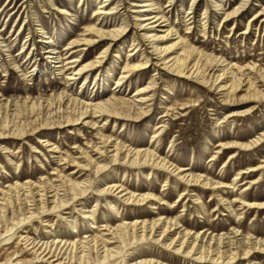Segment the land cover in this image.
Listing matches in <instances>:
<instances>
[{
    "label": "rangeland",
    "instance_id": "1",
    "mask_svg": "<svg viewBox=\"0 0 264 264\" xmlns=\"http://www.w3.org/2000/svg\"><path fill=\"white\" fill-rule=\"evenodd\" d=\"M53 1L56 3L55 6L51 4V0H0L2 37L9 43L11 55L18 60L20 66L13 68L11 57L0 46V118L15 121L22 131L27 130L30 124L32 127H37L39 122L43 121H36V115L30 116L33 101L41 97L49 98L57 95L65 87L63 75L58 74L53 67L54 64L45 57L46 54L41 48L39 40L43 31L53 36L55 46L65 50L73 33L81 34L87 26L97 21L99 16L96 11L103 5V0ZM127 1L136 3L134 0ZM153 1L160 5L168 22L174 25L177 35L183 38V43H191L198 50L225 60L224 63L230 64L232 72L230 75L234 79L238 80L245 71L254 86L248 88L244 85L243 89L236 93L226 95V92L220 91L221 83H214L216 76L223 72L222 66L212 70V67L205 65L207 70L205 77L209 80L206 84L194 78L181 77L163 68L156 70L154 66L148 65L141 71L132 72L131 79L122 87H117L116 80L120 73L127 63H138L141 60V51L137 52L135 57L131 56L133 53L129 51L131 39L124 48L114 47L104 63L90 71L85 84L83 78L78 80L69 88V93L74 97L79 95L84 99L101 102L113 97L132 100L138 87L153 82L152 89L147 92L152 98L145 104L150 105L147 116L137 121L136 117L141 112L137 105L125 111L133 115L128 120L121 118L114 120L110 117L105 122L103 117H98L97 127L87 126L85 123L67 127H61L59 124H50L48 127H39V125L34 132L29 130L24 135L0 139V198L3 197L2 191L8 190L11 186L25 183L27 180L43 184V178L49 180L55 187L58 186L62 193L64 186L58 176L60 171L63 175L72 176L78 182L89 178L93 187L104 182L118 183L137 194L156 193L162 195L165 202H156L153 208L149 203L138 206L118 199L114 202L118 208L117 213L110 209L104 198L89 193L71 207L64 209L62 214L57 212L47 216L38 215L31 221L19 224L14 222L23 218V215H20L21 217L14 215V218L8 219L7 223H2L0 220V264L16 262L58 264L52 261V258H44L36 248H32L33 244H30L32 240H51L55 236L68 240L76 238L85 240V236L91 233H107L103 229L106 223L115 226L122 220H131L137 216L152 218L162 215L174 218L180 223L179 231L186 227L192 228L193 231H201L204 240L208 241L207 243H214L216 247L218 246L216 240L223 233H228L226 236L233 238L234 228L243 233L238 238L247 239L253 236L254 239L264 241V209L247 211L242 209L241 203L236 202L241 197L249 201L264 200V168L235 180L234 189H219L224 191L222 195L227 198L230 205L228 208L225 204L220 205L211 191L201 188L185 197H180L185 189L184 184L166 171H157L150 167L131 168L121 164L114 166L109 159L99 158V154L92 151L94 159L108 163L110 166L108 170L98 177L86 170L71 175L75 167L65 163L66 160L61 156L70 153L78 158L81 156L79 147H87L91 139L98 142L97 132L101 130L103 134L111 136L114 143L122 142L143 149L156 148L158 154L168 155L175 163L187 166L195 174H205L214 181L231 183L240 170H248L264 160V142L250 151H238L234 158L230 157V154L236 150L234 148L218 153V144L221 141H248L264 131V82L257 76L256 70L251 72L248 69L255 64L257 68H263L264 73V11L255 17L264 8L260 0H251L244 13H239L233 18L229 17V20L223 22L225 12H233L242 0H197L196 3H193V0H175L176 3L169 7V0ZM216 1L222 2L223 9L218 12L213 4ZM63 7L68 11L65 14H61ZM135 9L137 8L131 10ZM205 10L207 11L205 15L209 17L207 22L206 19H201ZM123 11L120 8V12L114 14L117 16V21H122L124 18ZM189 11L194 13L187 17ZM191 16L194 18L189 21ZM249 20H251L250 29L244 33ZM30 32L33 35L31 42L35 41L37 45L34 54L29 52L32 50V44L29 42L26 44V51L21 52L26 36ZM129 34L133 36V30L130 29ZM116 49L118 52H115ZM100 50V47H90L89 51L86 50L83 58L81 57L83 63L90 61ZM36 60L38 66L35 67ZM194 62L192 61L190 66ZM34 68L37 69L31 71ZM96 73L100 75V79L94 78ZM166 110H170V115L165 118V131L162 136L153 137L161 121L160 118ZM234 111L241 115L223 118ZM45 139L50 144L58 146V152L52 151L47 142L43 141ZM91 149L90 147L89 151ZM212 158L214 159L211 160ZM79 160L87 163L85 158ZM255 179L259 182L250 184ZM246 186L249 188L244 190ZM91 191L94 189L92 188ZM196 194L201 199L199 204L195 203ZM202 203L206 210L201 207ZM84 205H87V209L96 210V220L89 221L83 218L79 209ZM68 216L69 219H66ZM70 219H75L77 232L69 222ZM93 221L98 228L91 229ZM7 226L14 228L8 231ZM51 230L54 235L48 232ZM26 235L31 238L30 241L24 238ZM213 237L215 239L211 241ZM138 252H141L139 256ZM126 255H131L134 260L137 259L136 257L152 258L172 264H213L178 257L173 251H168L157 244L140 245L128 250ZM256 255V260L264 264V255ZM248 263L244 259L239 264Z\"/></svg>",
    "mask_w": 264,
    "mask_h": 264
},
{
    "label": "bare ground",
    "instance_id": "2",
    "mask_svg": "<svg viewBox=\"0 0 264 264\" xmlns=\"http://www.w3.org/2000/svg\"><path fill=\"white\" fill-rule=\"evenodd\" d=\"M113 1L114 0L102 1L103 5L96 11L99 16L97 21L87 26L81 34L73 33L74 35H72L65 50L55 46L53 36L49 35L47 31H43V35L39 40L42 45L41 48L43 49V53L46 54L45 57L50 59V62L54 64L53 67L58 71V74L63 75L65 87L57 95H52L49 98L41 97L33 101L30 109V116L36 115L37 117L35 120L38 122L39 120H43L42 123L39 122V127H48L50 124H59L61 127H67L80 123H85L87 126L94 127L99 122L97 120L98 117H103L102 119L105 120V122H107L110 117H113L114 120L119 118L128 120L131 119L133 115L130 112L125 113V111L127 108L132 109L137 105H139L141 109V112H139L136 117L137 121L147 116L150 105L145 104L152 99L147 95V92L152 89L153 82L138 87L135 90V98L132 100L113 97L108 101L101 102L93 101V99H84L79 95L74 97L69 93V88L78 80L83 78L85 84L90 75V71L101 66L114 47L117 46L118 49L121 47L124 48L129 39H131L129 51L133 52L131 56L133 55V57H135L136 53L141 51V60L138 63L126 64L122 73H120L116 80L117 87H122L130 80L132 72L136 70L141 71L148 67V65L154 66L156 70L163 68L181 77L194 78L206 84L209 83V80H206L205 77L207 71L205 65L212 67V70L217 66H222L223 72L216 76L214 83H221L219 85L220 91L226 92V95L236 93L240 89H243L242 87L244 85L248 88L254 86L249 74L245 71L241 73V77L238 80L237 78L234 79L233 76L230 75L232 73L230 64L224 63L226 62L225 60L198 50L191 43H183V38L177 35L178 33L174 25L168 22L166 14L158 3H155L153 0H134L136 3L127 0ZM169 1L170 4L168 7L176 3L175 0ZM196 1L197 0H193V3H196ZM250 1L251 0H242L238 6L234 8L233 12H225L222 22L224 20H229V17L233 18L239 13H244ZM260 2L261 5L264 6V0H260ZM51 4L54 6L56 5L53 0H51ZM213 4L217 7V12L223 9L222 2L216 1ZM120 8L124 10V18L122 21H117V16L114 14L120 12ZM132 8L137 9L132 11ZM263 11L264 8L262 12H258L255 17L261 15ZM67 12L66 7L61 9V14ZM193 13L194 11H189L187 17ZM206 13L207 11L205 10L202 13L203 17H201L202 20L206 19L205 22H207L209 18L208 15H205ZM101 16H103V18H101ZM113 16H115V19ZM193 18L194 16H191L189 21ZM108 24L109 26H106ZM250 26L251 20L248 21L244 33L248 32ZM130 29L133 30V36L129 34ZM2 35L0 30V46L11 57L10 61L13 68H20V66H18V60L11 55L9 43L6 42V39L2 37ZM26 37L21 52L26 51L25 47L29 42L32 44V50L29 52L34 54L37 45L35 41L31 42L33 35L30 32ZM90 47H100L101 50L90 61L83 63L84 61L81 57L83 58L85 51H89ZM118 49H116L115 52H118ZM192 61L195 62L190 66ZM2 66L4 67V65ZM34 66H38L37 60L34 62ZM36 69L37 68H34L31 71H35ZM248 69H250L251 72L256 70L255 73L260 80L264 82L263 68H257L256 65L253 64L248 67ZM5 71L8 70L5 69ZM94 78L100 79L101 77L96 73ZM38 111L41 112L39 113ZM169 111L166 110L162 114L160 118L161 121L153 137L158 138L163 135L166 127L165 118L170 115ZM237 115L241 114L234 111L228 113L223 118L228 119ZM38 126L32 127L30 124L27 130L22 131L21 128H18L15 121L2 120V118H0V139L9 136L24 135L28 133L29 130L34 132ZM97 135L99 138L98 142H94L91 139L87 147H79L81 156L78 158L72 156L70 153L68 155H61L63 159L66 160L65 163L75 167L71 175L86 170L90 171L91 175L98 177L107 171L110 167L107 162L101 163L98 159L93 158L91 152L95 151V154H99V158L105 157L109 159L114 166L121 164L131 168L144 169L150 167L157 171H166L167 174L174 176L184 184L185 189L180 194V197H185L190 192H194L201 188L205 191H211L220 205L225 204L230 208L227 198L222 195L224 191H219V189H234L236 187L235 180L239 178L242 179L246 174L251 175L264 168V160H262L261 164L251 166L248 170H240L236 173L231 183L214 181L205 174H195L193 171H190L187 166L175 163L168 155L162 156L158 154V149L156 148L143 149L142 147H132L122 142L114 143L113 138L103 134L101 130L97 132ZM157 138H155V141ZM43 141L47 142L46 144L51 147L52 151L58 152V146H55L53 143L50 144L47 139ZM262 142H264V131L257 137L251 138L248 141H221V143L218 144V153H224L227 149L234 148L236 149L235 152L230 154V157L234 158L238 151H250L261 145ZM90 147L92 149L89 151ZM80 158H85L87 163H82L79 160ZM213 159L214 158L211 160ZM58 174L64 186L62 193H60L58 186L55 187L49 180H44V178L43 184L27 180L25 183L16 184L8 188V190L2 191L3 197L0 198L2 199V201L0 200V220L2 223H7L8 219L14 218V215L24 216L18 219L17 222H14L15 224H19L21 222L25 223L31 221L37 218L38 215L47 216L57 212L62 214L64 209L71 207L76 201L87 196L89 193L104 198L110 209L117 213L118 208L114 202L118 199L138 206H144L149 203L153 208L154 203L165 202V198L162 197V195L151 192L137 194L135 191L124 187L123 184L104 182L102 185L93 187L92 181L89 178L78 182L70 175H63L60 171H58ZM258 182L259 181L255 179L252 180L250 184H256ZM92 188L94 191H91ZM244 188V190H247L249 187L246 186ZM194 197L196 204L201 203V199L197 194ZM96 201L98 203V200ZM236 202L241 203L242 209H247V211L251 209H264V200L249 201L241 197L238 198ZM97 205L98 204H95V206ZM201 207L206 210L203 203ZM79 210L83 218L89 219V221L96 220L95 209H87V205H84ZM69 217L70 216L66 217V219H69ZM69 222L75 230V219H70ZM95 223V221L91 222V229L98 228ZM179 224V221L176 219L163 217L162 215L152 218H140L137 216L131 220H122L115 226L106 223L103 229L107 231V233H91L85 236V240L80 238L68 240L55 236L51 240L42 241L41 239H33L30 244H33L32 248H36L40 255L43 254L44 258H52V261H56L58 264H172L164 260L161 261L152 258L146 259L136 257L137 259L135 258L136 260H134L131 255H126L128 250L143 244H157L168 251H173L178 257L182 256L183 258L195 259L201 263L239 264L241 260L245 259L249 262L248 264H261L256 260L257 258H255V256H257L256 254L264 255V241L261 239H254L253 236H249L247 239L238 238V236L243 235V233L240 232L239 229L234 228L235 234L233 238L230 239L229 236H226L228 233H223L217 238L216 241H218V246L216 247L214 243H207L208 241L204 240L205 237L200 234L201 231H193L192 228L188 227L179 231ZM6 228L10 231L14 226L11 228L7 226ZM52 230L48 231L50 235L55 234ZM75 232H77V230H75ZM24 238H26L27 241L31 239L27 237V235ZM214 239L213 237L211 241ZM137 254L139 256L141 252ZM11 264H18V262Z\"/></svg>",
    "mask_w": 264,
    "mask_h": 264
}]
</instances>
